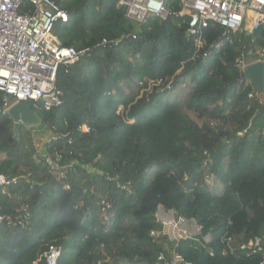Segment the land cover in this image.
Segmentation results:
<instances>
[{"label":"trees","instance_id":"1","mask_svg":"<svg viewBox=\"0 0 264 264\" xmlns=\"http://www.w3.org/2000/svg\"><path fill=\"white\" fill-rule=\"evenodd\" d=\"M54 1L68 19L52 36L84 52L57 69L59 106L29 102L50 134L42 154L31 130L20 126L15 139L0 115V174L10 179L0 187V214L28 211L23 226L0 224V264H45L50 247L60 248L56 264H161L170 243L150 236L161 228L159 207L193 218L200 236H210L204 245L180 240L175 252L184 260L260 264L261 252L239 249L264 240V100L248 97L236 63L249 38L210 23L206 55L191 59L177 2L166 18L137 23L118 0ZM148 80L162 83L144 92ZM57 155L53 167L47 159Z\"/></svg>","mask_w":264,"mask_h":264},{"label":"built area","instance_id":"2","mask_svg":"<svg viewBox=\"0 0 264 264\" xmlns=\"http://www.w3.org/2000/svg\"><path fill=\"white\" fill-rule=\"evenodd\" d=\"M174 2L179 6L176 15L188 18L183 24L187 39L193 41L191 59L206 55L203 53L202 30L214 23L224 30V36L240 33L249 38V48L236 59L242 75L247 65L264 62V47L257 46L251 37L252 32L264 24V0H118V5L123 8L126 18L140 23L148 16L166 18L168 4ZM154 4L160 7L154 8ZM67 19V13L54 0H0V115H7L18 102L41 103L46 111L61 104V92L55 86L57 69L61 64L72 63L84 52L63 47L52 36L54 25L67 22ZM107 44L115 42L106 39L100 42L103 46ZM244 79L252 88L248 97L256 96L262 103L261 93ZM161 83L160 80H148L143 91L149 92ZM139 85H143L142 82ZM170 86L171 82L165 85L167 89ZM123 113V106H118L116 114L122 116ZM247 129L237 135L242 136ZM83 130L88 132L85 126ZM59 159L57 155L53 162L51 159L47 161L56 167ZM210 180L214 179H206L209 186ZM8 183L0 174V187ZM103 204L108 207L107 203ZM21 213L23 217L14 218L0 214V224L23 226V219L28 217L27 208H22ZM155 218L161 228L151 231L150 236L153 240L164 238L170 243V246H165L166 254L161 252L157 260L161 264H194L175 252L178 242L188 239L204 245L210 241V236H200V228L193 218L179 216L171 209L159 207ZM231 241L228 238V243ZM239 249H248L252 254L261 252L260 264H264V240H250L240 244ZM59 255L60 248L50 247L43 255L44 263L56 264Z\"/></svg>","mask_w":264,"mask_h":264},{"label":"water","instance_id":"3","mask_svg":"<svg viewBox=\"0 0 264 264\" xmlns=\"http://www.w3.org/2000/svg\"><path fill=\"white\" fill-rule=\"evenodd\" d=\"M264 24L258 26L253 32L251 37L255 40L263 38ZM243 76L251 82V84L264 95V62H255L246 66ZM7 117L12 121L14 138H19V127L23 126L29 130L43 125L41 118L35 111L31 109L29 103L18 102L14 104L7 112ZM10 182V179H6Z\"/></svg>","mask_w":264,"mask_h":264},{"label":"rangeland","instance_id":"4","mask_svg":"<svg viewBox=\"0 0 264 264\" xmlns=\"http://www.w3.org/2000/svg\"><path fill=\"white\" fill-rule=\"evenodd\" d=\"M183 88V87H181ZM263 95V94H262ZM259 95V97H261L262 100H264V96ZM189 117H191L193 120H196L200 125H201V121L197 120L195 115L192 114L191 112H188ZM32 134H33V139H34V143H37L36 145V149L38 151H41L45 148V144H46V140H47V131L44 125H41L40 127H36L34 129H31ZM210 189L212 190V192L214 194H221L222 192V185L220 182L218 181H212L210 180Z\"/></svg>","mask_w":264,"mask_h":264},{"label":"crops","instance_id":"5","mask_svg":"<svg viewBox=\"0 0 264 264\" xmlns=\"http://www.w3.org/2000/svg\"><path fill=\"white\" fill-rule=\"evenodd\" d=\"M45 132H47V135H49V136H47V140H46V142L49 140V138H50V134H49V132L48 131H45ZM35 144V147H36V145H37V143H34ZM37 153H38V155L39 154H42V150L41 151H38L37 150ZM54 167V166H53Z\"/></svg>","mask_w":264,"mask_h":264},{"label":"clouds","instance_id":"6","mask_svg":"<svg viewBox=\"0 0 264 264\" xmlns=\"http://www.w3.org/2000/svg\"><path fill=\"white\" fill-rule=\"evenodd\" d=\"M153 7H154V8H159L160 5H159V4H154Z\"/></svg>","mask_w":264,"mask_h":264}]
</instances>
